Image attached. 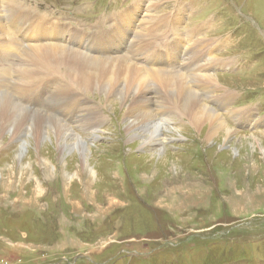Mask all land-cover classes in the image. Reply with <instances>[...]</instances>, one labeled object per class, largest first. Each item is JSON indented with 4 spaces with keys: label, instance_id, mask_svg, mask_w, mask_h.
Here are the masks:
<instances>
[{
    "label": "rangeland",
    "instance_id": "374dc122",
    "mask_svg": "<svg viewBox=\"0 0 264 264\" xmlns=\"http://www.w3.org/2000/svg\"><path fill=\"white\" fill-rule=\"evenodd\" d=\"M3 1L6 6L0 18L7 8L10 18L8 23L0 19L8 29L0 34V74L14 82L7 88L4 81L2 88L9 89L18 104V98L37 88L44 94L42 99L33 96L21 106L58 118L90 149L86 166L77 151L63 155L58 153L57 144L56 151L50 150V139L38 150L29 145L21 155L23 141L30 144L29 137L12 141L11 135L0 131V264H264V0H152L155 10L148 18L152 16L155 24L145 26L148 30L156 29V22L187 4L186 18L179 22L169 18L168 25L179 27L174 28L176 36L168 34L167 38H177V50L188 39L191 47L187 56L200 69L188 73L194 80L186 79L233 135L229 142L224 137L206 143L207 126L199 134L188 121L180 122L177 117L166 120L167 113L160 111L157 119L166 122L162 140L147 146L138 131L134 134L142 138L127 133L121 105L113 103L108 109L101 102L102 95H87L78 83L74 90L79 93L70 88L66 83L68 64L53 75L33 57L38 67L33 73L31 58L20 60L29 46L20 47L15 64L26 61L30 77L21 76L10 61H1L15 49V33L41 35L46 44L53 40L49 35L62 38L70 29L59 27L58 23L65 24L58 17L62 16L67 18L66 26L85 27L82 30L89 34L88 26L105 21L109 14H127L121 12L138 0H17L19 9L12 0ZM86 10L90 11L84 14ZM146 15L143 10L137 19L141 24L134 42L140 36L155 45L153 30L139 34ZM106 28L104 24L97 32ZM189 29L201 34L187 36ZM82 30L70 29L73 33ZM107 30L100 37L92 35L97 43L115 31ZM213 35L226 37L216 56L193 58L197 42L202 44ZM35 47L47 46H31ZM49 47L76 49L61 41H51ZM214 57L244 62L227 68ZM5 64H10V69ZM137 65L144 69L142 61ZM13 70L16 72L11 76ZM177 70L175 76L184 72L179 67ZM211 75L220 78L217 85L206 81L205 76ZM69 81L74 85L71 77ZM16 84L27 88L22 96L14 93ZM156 85L151 86V96L159 102L162 88ZM75 98L83 105L79 119L90 118L88 128L73 119ZM99 112L105 117L101 122ZM244 114H253L252 124L246 126L241 120ZM245 137L247 147L238 141Z\"/></svg>",
    "mask_w": 264,
    "mask_h": 264
},
{
    "label": "bare ground",
    "instance_id": "6f19581e",
    "mask_svg": "<svg viewBox=\"0 0 264 264\" xmlns=\"http://www.w3.org/2000/svg\"><path fill=\"white\" fill-rule=\"evenodd\" d=\"M12 1L15 3L13 4L14 8L17 7V3H16L17 0H12ZM4 2L5 1L2 2V0H0V4L3 5V6L0 5L1 6L0 15H3V12L5 11L4 8L6 6V3L4 4ZM155 2H160V0H156ZM174 6L172 10H174ZM186 7L187 4H184L183 8L181 10H178L177 8V12L175 13H173L171 10L172 13L168 15V18L166 17L163 21L156 22L157 29H152L153 34L156 37L154 38L156 41L155 45L152 43H147L140 36L136 38L135 40L136 43L134 42L135 32L137 29L140 28V24H141V23L138 24L137 19H139V16L143 12V10L147 12V15L144 16L145 19L144 22H142L141 31L139 30L140 35H142L144 31L147 32L148 29H145V26L155 24V22L152 21L153 20L152 16L148 18V15L152 14V12L155 10V4L152 2V0H146V5H145L144 0H138L132 5V7L129 10L123 12L127 14L122 16H116L118 13L113 14V16L109 14L107 15V19L105 21L101 20V22L96 23L97 24L96 26L95 25L88 26L91 29V31H89L90 32L89 34H87L86 31L82 30L85 27L74 28L72 26L73 28H71V25L66 26L65 24L61 25L58 23L59 27L61 28L70 27V29L72 30L74 29L76 31L82 30L81 32H79L80 34H84L82 37H80L79 33H75V34H77L78 37L83 41L85 40V36H89V35L92 36L93 34H97L100 37L107 34L108 33L107 29L114 27L113 23L110 22L111 21L110 19H112L116 23H119L121 27H123V29H115V31L112 33L111 36L107 37V39L105 40L99 41L95 46L82 43L77 39L76 35H74L73 43L68 44L69 47L73 46V48H76L74 50L72 49V51L60 47H49L51 41L54 42L61 41L62 38L57 39L55 36L49 35L53 37L52 38L53 40H50L45 44V42L43 41L44 40L46 41V39H43V36L39 35L32 37V35L28 34L25 31H22L19 34L15 33V37H14V41L16 45V47L14 46L15 49L12 51L9 50L10 53H7V55L1 61H10L13 66L15 65V69L20 71L21 76L23 77H25L24 75L29 76L30 74V71H28L30 70L28 69L29 64L26 67V61L23 60V62L21 61L22 63L18 61L20 54V47L22 49V47L29 46L30 49L22 53L20 60H22V58L25 59L27 56L30 57L31 59H29L30 60L29 63L32 64L31 71L33 73L38 72L37 71L38 67L36 64H34L33 57L42 64L44 63V66L48 67L49 72L53 73V75L57 74L58 68H60L61 66H65L64 64H68L66 67V70L68 72V76L66 78L68 79V82L66 83L70 85V88L73 91H75L74 89H76L79 84V86L87 95L90 92H92V94L96 93L99 94L100 96L102 95L101 102H103V104L108 109H111V105L113 103L121 105L125 111V115H124L125 121L128 123L126 126L127 133L133 136L135 135L134 133L138 131L139 135L143 137V140L145 142L143 144L146 146L151 144L155 140L156 141L162 140L160 139L161 136H163L162 127L164 126V124H166V122L161 123L157 119L156 112H160V111H164L167 113L166 120H171L170 118L177 117L179 118L180 122L183 120L188 121L189 125L192 126L194 130H196V132L198 133L199 131H203L202 129L205 126H207L208 131L207 132L204 131V135L206 139L204 140L206 143H209L211 141H213L212 143H214V141H222L224 137H226V140L228 141L230 138H232L233 130L228 128L229 127L228 124L223 120V122L228 126L226 127V125L223 124L220 116L215 112H213L209 106L205 105L204 98H202L201 95L198 94L197 92L198 89H194V85H189V83L191 82L190 81L188 82L186 79L188 77L189 79L192 78L194 80L195 77L192 74H188V73L190 72V70L197 71L198 69H200L193 63L191 58L190 57L188 58L187 56V52L191 47L188 39L185 38V40L180 43L179 48L177 50L176 49V45L178 44L177 38L173 40H169L167 38L168 34H172L176 36L174 28L179 27V26L177 27V26L168 25L169 18H175L178 22L181 21L183 18H186L188 14V10ZM9 18L10 15L8 14V8H7L5 15L0 19L7 22L6 20H8ZM26 20L28 19L26 18ZM104 24L107 28L103 30V32L101 33L97 32L99 31L98 29L102 28ZM19 25H22V23ZM135 25H136V29H135ZM152 30L149 29L148 31L151 32ZM198 30H202V29L200 28ZM207 30H204L203 32ZM7 32L8 29H6L5 26L2 25L0 22V34L4 35ZM186 34L187 36H195L201 33L200 32L195 33L189 29L186 32ZM183 35L184 34H182V36ZM210 37L211 38H207V39L204 38V40H202V44L211 46L212 48H204L200 43V41L197 42L195 53L192 56L193 58L197 59L204 56H212L214 54L216 56V52L219 49L222 38L225 39L226 37L223 35H213ZM94 38L95 40L97 39V37L95 36ZM1 44L3 45V43ZM39 45H46L47 47L31 48V46L34 47ZM144 48H147V51L145 52L141 51L142 49L144 50ZM151 49L152 51L151 54L149 55ZM120 52H122V55L120 54ZM109 55L110 57H108ZM125 57L128 58V60ZM16 59H18L17 60L18 64H15ZM139 60L144 63L143 66L144 69L141 68L142 65L141 67L137 65V62ZM213 60L217 61L219 64L228 65L227 68H229V66L233 63V61L219 60L216 57H214ZM155 63H158L159 65L163 63L166 65V68L152 67L151 65ZM178 64H180L179 68L182 71H184L182 73L184 76L179 73L178 75L175 76L174 72H178V70L176 71V68H178L177 67ZM4 67L10 69L11 66L10 64H5ZM219 67L224 68L222 66ZM15 72L16 71L13 70L11 76L15 74ZM164 72L167 73L162 74ZM7 77L8 79L2 78L0 74V95L5 93L6 91L9 92L0 96V131L2 133L11 135L12 141L16 140L22 142L23 141L21 140L22 138H24L25 136L29 137L30 144L26 145L25 141H23L21 147V155L24 154V152H27L26 149L29 145H31L32 149L37 148L38 150L40 149L39 147L42 143H44V141L50 139V143H52L50 144V150L53 151L54 149V151H56V149L58 148V153L61 152L63 153V155H65L66 153L70 154L71 152L77 151L81 155L82 161L85 162L84 166H86L88 152L90 149L87 145V142L82 140L80 136L75 135L76 136L75 137L71 128L67 124L59 120L58 118L54 117L53 115L39 113V112L34 113L33 111L31 112L27 110V108L25 109L21 106L22 104H25L33 96L42 99L44 94L38 93L37 88H32L30 90L28 88L29 92L27 94L25 93L26 95L24 94L25 95L24 97L22 96L21 93L23 92V90L27 88L22 89L23 86L17 87L18 85L16 84L15 88L17 90L14 89V93L18 96H22L18 98L19 99L18 100L19 104H18L15 101L9 89L2 88L4 81L6 82L7 88H8V84L10 85L12 82H14V80H12L11 77H10L11 79L9 78V76ZM53 77L54 76H52V78ZM70 77L75 82L74 83L75 86L71 85L72 83L69 81ZM205 77H206V81L208 80V83L210 85H217L216 83H219L218 81H220L219 80L220 78H216L215 76L212 75ZM59 82H60L59 80H56L55 83H59ZM156 84L159 85L160 88H162V96H160L159 102L154 100L153 95L151 96L152 94L151 86H154ZM75 92L79 93V91H75ZM227 97H230V94H227ZM113 98L116 100L115 102L112 101ZM72 107L74 111L73 119L76 118L77 120L80 118L83 105L78 98H75L74 101L72 102ZM169 108H171V111ZM246 110H250V109H245L244 111ZM90 111L91 110L89 108L88 113ZM104 118L105 117L102 116V114H100L99 112L98 120L101 122ZM88 120H90L89 117L85 119L81 118L77 120L76 123L81 124L84 122L85 125L84 126L82 125V127L85 129L88 128V126H90ZM241 120L243 122H247L246 126L248 124H252L253 114L241 115ZM29 122L31 123L29 124ZM139 135H135L134 137H140ZM238 141H239V145L243 143L244 147H247L249 145V140L246 137L245 139L242 140L239 139ZM253 141L255 145H257L258 147L259 146L262 147L259 141L257 140H253ZM56 144L58 145L57 148L55 147ZM31 152L33 151L31 150ZM261 152L264 154V147L263 149H261ZM262 160L264 162V158ZM84 166H83V170H85ZM79 172L81 175V170L78 171V173Z\"/></svg>",
    "mask_w": 264,
    "mask_h": 264
}]
</instances>
